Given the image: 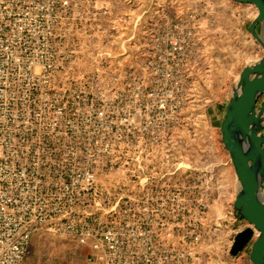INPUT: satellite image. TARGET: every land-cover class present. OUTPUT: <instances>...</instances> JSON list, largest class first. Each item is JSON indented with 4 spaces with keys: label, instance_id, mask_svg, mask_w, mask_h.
<instances>
[{
    "label": "rangeland",
    "instance_id": "rangeland-1",
    "mask_svg": "<svg viewBox=\"0 0 264 264\" xmlns=\"http://www.w3.org/2000/svg\"><path fill=\"white\" fill-rule=\"evenodd\" d=\"M88 1L91 4L82 7L83 19H35L41 5L29 4L23 6L22 18L0 20V112H38L33 133L31 124L24 127V140L60 146L46 154L50 159L82 158L84 170L98 177L99 189L109 192L23 198L24 212L17 214V221L39 226L22 264H88L92 249L80 246L65 230L69 224L104 222L111 216L116 223L130 220L128 210L135 199L118 194L130 188L124 178L130 164H117L135 153L146 156L154 171L168 173L167 185L182 195L185 254H190L188 241L197 234L193 247L199 264H252L251 243L238 255L230 254L235 236L251 225L234 206L240 185L220 126L247 63L243 53L253 46L261 48L249 31L256 7L232 1L231 29L223 31L217 15L197 27L202 11L194 2L175 6L176 0ZM215 8L222 13L223 1L216 0ZM165 17L193 26L199 50L190 53L183 71L179 120L157 136L154 130L162 126V110L158 99L148 94L161 93L162 88L155 69L146 68L145 49ZM207 23L215 25L211 32L205 30ZM185 39L192 47L191 36ZM131 108L150 112L145 121L136 115L133 134L126 117L111 113ZM63 112H71L74 132L65 131ZM144 124L147 133L138 130ZM69 142L76 144L75 154L61 148ZM63 204L73 210H58ZM112 207L116 208L108 211Z\"/></svg>",
    "mask_w": 264,
    "mask_h": 264
},
{
    "label": "built area",
    "instance_id": "built-area-1",
    "mask_svg": "<svg viewBox=\"0 0 264 264\" xmlns=\"http://www.w3.org/2000/svg\"><path fill=\"white\" fill-rule=\"evenodd\" d=\"M29 4L41 5L33 16L35 19L78 20L84 18L82 7L91 2L0 0V20L22 18L25 16L23 6ZM188 36H191L192 47L185 39ZM194 36L193 26L185 20L165 17L158 21L147 43L145 65L148 69H155L157 84L162 88L161 93L155 90L148 94L150 98L158 99L162 110L159 112L162 126L154 130L157 136L164 134L179 120L183 105L180 95L183 71L192 59L190 53L199 50ZM137 89L141 90L140 87ZM131 105H135L134 93ZM104 113L98 112V115L103 116ZM111 113L126 117L133 134L137 130L136 115L144 116L145 121L150 112H138L131 108L127 112ZM63 114L65 131L74 132L71 112ZM37 118L38 112H0V264H22L31 235L39 226L17 221V214L24 212L23 198H81L109 193L99 189L98 177L94 173L84 170L86 162L82 158L50 159L46 154L60 149V146L24 140V127L31 124L30 131L33 133ZM56 126L55 120L53 127ZM138 130L148 132L146 124ZM61 148L67 149L68 154L76 153L73 142ZM134 155L126 162L119 160L117 164H130V174L124 175L130 182V188L121 189L118 193L135 199V204L128 210L130 220L116 223L111 216L109 221L104 222L80 221L69 224L65 231L80 246L88 245L92 249L93 252L86 257L88 264H199L193 247L198 244L197 234H193L188 241L190 254L184 252L183 199L180 191L167 185L168 173L154 171L147 165L146 156ZM38 210L54 213L51 209ZM58 210L67 212L73 208L63 204Z\"/></svg>",
    "mask_w": 264,
    "mask_h": 264
},
{
    "label": "water",
    "instance_id": "water-1",
    "mask_svg": "<svg viewBox=\"0 0 264 264\" xmlns=\"http://www.w3.org/2000/svg\"><path fill=\"white\" fill-rule=\"evenodd\" d=\"M256 7L257 16L249 26L253 38L264 50V0H233ZM261 32H257V27ZM229 99L220 126L221 140L239 181L234 206L251 227L240 231L230 250L233 256L250 243L252 264H264V53L243 68ZM256 238L254 239V236Z\"/></svg>",
    "mask_w": 264,
    "mask_h": 264
},
{
    "label": "crops",
    "instance_id": "crops-1",
    "mask_svg": "<svg viewBox=\"0 0 264 264\" xmlns=\"http://www.w3.org/2000/svg\"><path fill=\"white\" fill-rule=\"evenodd\" d=\"M184 1H189V2H194L196 4H199L196 6L199 7L198 9H201L202 13H198V15H199L198 19H197V21H195V25L198 28L204 27L203 26L204 24L202 22L203 21L208 22V20L211 19L210 17H212V18H214V20H216L215 16L217 15L218 22L221 23V26H219V27L221 29L223 27V31H226V29H231V18L230 17L232 15V10H233V6H232L233 0H220V1H223V5H224L222 13H220V12L216 13V8H215L216 0H176L175 6L176 5L180 6V5L184 4ZM242 5L250 6V4H242ZM201 6H205V7L201 8ZM238 9H241V8H238ZM247 11H250V10L247 9ZM257 13H256L254 19L256 18ZM226 18H230V20H228ZM205 27H206L205 28L206 31L211 32L212 28L215 27V25L207 23ZM261 27L260 26L257 27L258 33L261 32ZM263 53H264V50L262 47L260 49H257L254 46L251 47L249 50H247V52L243 53V58L245 56V59L247 60V63L244 67L251 65L255 62H258L262 58ZM220 105H222V102L219 103V108H220ZM216 114H218V113H216V112L213 113V116L215 117V119H217V120L220 119V116L218 117V116H216ZM223 114L225 115V112H223Z\"/></svg>",
    "mask_w": 264,
    "mask_h": 264
},
{
    "label": "bare ground",
    "instance_id": "bare-ground-1",
    "mask_svg": "<svg viewBox=\"0 0 264 264\" xmlns=\"http://www.w3.org/2000/svg\"><path fill=\"white\" fill-rule=\"evenodd\" d=\"M235 89H237V91L239 92L238 88L235 87ZM261 196H262L263 199H264V193H261Z\"/></svg>",
    "mask_w": 264,
    "mask_h": 264
},
{
    "label": "trees",
    "instance_id": "trees-1",
    "mask_svg": "<svg viewBox=\"0 0 264 264\" xmlns=\"http://www.w3.org/2000/svg\"><path fill=\"white\" fill-rule=\"evenodd\" d=\"M238 215H239V217H240L241 219H243V217H242V215H241V213H240V212H238Z\"/></svg>",
    "mask_w": 264,
    "mask_h": 264
}]
</instances>
